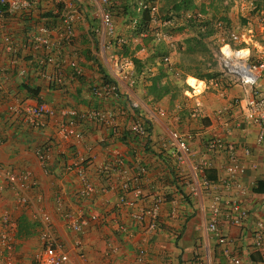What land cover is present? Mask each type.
I'll use <instances>...</instances> for the list:
<instances>
[{"label":"crops","instance_id":"0c3cea01","mask_svg":"<svg viewBox=\"0 0 264 264\" xmlns=\"http://www.w3.org/2000/svg\"><path fill=\"white\" fill-rule=\"evenodd\" d=\"M118 1L121 0H109L108 10L114 34L126 36L132 22H126L125 9L118 8ZM100 9L97 0H39L28 11L0 18V166L28 171L31 182L22 190L10 189L4 182L1 185L0 264H34L35 255L42 248L41 230H48L67 253V264H192L197 261L227 264L223 246L206 229L210 217L208 205L214 194H219L221 200L234 196L248 211L241 227L230 224L220 215L217 217L221 233L229 240L228 254L237 256L241 264H264V247L263 251L254 247L251 240L253 222L264 220V192L252 191L258 181L264 182V139L257 143V125L241 119V106L236 103L243 96L240 86L223 75L206 81L185 75L186 87L177 98L170 101L165 95L156 102L150 101L144 95L142 77L129 85L117 76L113 59L118 57V48L104 47L109 39L103 31ZM67 15L71 18L72 40L63 46L60 56L74 60L80 75L71 79L68 67L63 66L62 84L53 86L34 69L28 47L17 50L14 56L4 50L1 35L8 33L20 44L39 26H44L50 38L55 39ZM260 18V21L264 19ZM250 28L252 31L251 25ZM180 34L175 39L183 37ZM254 35L252 32L247 35L249 41L241 46L248 47L252 57L264 61V41ZM137 55L145 54L138 51ZM172 58L169 63L175 61ZM122 66L132 70L127 61ZM20 70H24L22 75ZM154 72V68L150 69V74ZM103 76L118 83L120 96L116 100L98 99L89 93L88 87L101 81ZM188 77L195 79L193 86L187 82ZM257 83L264 91V72ZM33 89L37 91L36 96L30 92ZM48 97L50 101H46ZM38 100L55 109L111 111L112 125L83 123L80 127L83 140L73 142L56 133L58 116L45 117L43 126L34 128L24 125L19 116L8 110V106ZM131 102H136L137 107H131ZM195 103L197 112L191 116ZM160 109L165 115H158ZM133 120L144 123L147 133L143 137L123 138ZM172 130L189 134L186 142L193 155L182 157V162L175 159V147L168 142ZM211 136L233 144L236 164L243 168L238 175L244 187L242 193L221 186L228 156L225 151L204 149V142ZM38 147L48 152L43 164L35 155ZM111 147L119 151L129 171L135 168L132 164L135 157L145 168L140 181L145 201L154 193L163 198L170 193V199L164 198L160 204L155 230L145 232L130 218L134 208L117 206L115 192L104 194L96 190L90 197H79L77 178L62 168L64 163L82 156L88 179L100 189L106 181L97 174L95 166L107 158V149ZM201 159L210 162L202 176L192 168ZM202 177L211 186L201 185ZM20 198L24 201L20 202ZM59 206L82 214L87 220L80 233L64 226ZM92 212L98 215L97 221L90 220ZM42 215L47 216L45 221ZM76 239L81 241L82 256L73 248Z\"/></svg>","mask_w":264,"mask_h":264},{"label":"built area","instance_id":"2783aa9c","mask_svg":"<svg viewBox=\"0 0 264 264\" xmlns=\"http://www.w3.org/2000/svg\"><path fill=\"white\" fill-rule=\"evenodd\" d=\"M39 0H0V18L4 14H10L18 11L30 10ZM101 5L100 20L103 26L105 36L108 41L104 47L112 49V40L115 43L121 39L114 37L113 23L110 12L108 10L109 0H97ZM141 7L146 4L140 3ZM151 17V23H157V4H149L146 6ZM187 13L186 16H189ZM196 16H200L199 13ZM70 15L62 19V31L59 33L58 38L51 39L48 35L46 27L39 26L36 31L20 44L8 33L1 35V42L4 50L11 52L15 56V52L20 49H29L30 60L35 62L34 69L41 75L47 82L53 86L62 84L64 77V68L67 66L69 69L70 78L74 79L80 75V68L77 63L71 59H63L60 56L63 46L72 40V29L70 24ZM164 24V22H162ZM160 25V23L158 24ZM219 25V22L216 24ZM156 40L169 41L170 35L160 31H154ZM111 39V40H110ZM240 41L238 32L235 30L228 31L227 40H221L216 53V60L220 69L228 76L231 77L241 88L243 94L241 100L236 103L241 106V119L249 123L257 125V132L255 140L260 143L264 139V91H261L258 86V79L264 72V61L257 58H252L247 48L233 47L231 44ZM16 59V58H15ZM168 61L167 57L163 58ZM126 63V61H123ZM118 57L113 59V64L117 72V76L126 81L129 85L134 83L132 71L123 69V63ZM49 68L48 71L45 69ZM24 70H20L19 74L22 75ZM1 85V83H0ZM1 88V86H0ZM89 93L98 99H113L119 97L118 83L110 78L109 81H99L88 87ZM132 107H137L136 102H131ZM198 104L195 103L191 109L190 115L193 116L197 112ZM10 112L19 116L20 121L29 127L41 128L44 124L45 117L58 116L56 133L65 140H73V142H80L83 140V133L80 129L82 124L96 123L101 126L110 127L112 125V112L104 111L97 108H88L86 110H77L73 107L53 108L47 103L38 100L33 103L8 106ZM158 115H165L162 109L158 110ZM226 127V122H223ZM128 131L131 135L143 137L146 132L144 123L133 120L128 125ZM168 142L174 145L176 152L174 153L175 159L182 162L184 156H192L193 152L186 142L187 135H182L177 131H170ZM1 142V140H0ZM204 149L207 152L212 151H225L228 156V162L224 166V176L221 179V186L225 189L233 188L238 194L244 191L238 175L243 171L242 166L236 164V158L233 155V144L229 143L216 136L209 137L204 142ZM108 156L103 161L95 166V171L98 175L102 176L106 181L104 186L97 189L94 184L88 179L86 168L84 166V158L78 157L63 164L65 172H71L78 180L79 187L77 194L81 198L90 197L96 190L101 193L108 191L116 193V204L118 206H126L134 208L130 212V218L139 224L145 232H151L156 229L159 207L164 201L162 195L154 193L150 198L145 201L146 196H143L140 181L145 172V168L139 164V160L135 157L132 160L134 170L129 171L124 165L122 157L116 148L111 147L107 149ZM247 152V151H246ZM35 155L41 164L45 163L48 158L47 149L38 147ZM210 167V162L206 159L196 160L192 168L199 172L202 176L203 170ZM13 190H22L31 184L29 182L28 171H15L13 169L2 168L0 166V188L3 184ZM201 185L204 187L211 186L209 182L202 177ZM219 194L212 195V200L208 205L209 220L206 224L207 231L214 237L217 244L222 245V253L227 256V264H241L237 256L228 254L227 243L229 242L226 235L221 233L217 225V217L220 215L223 219L227 220L230 224L241 227L248 216L246 208L241 206L238 198L231 196L228 199L221 200ZM20 202L24 199L20 198ZM61 220L64 226L72 232L80 233L82 228L86 225L87 220L83 219L82 214L75 213L69 210H62L58 207ZM97 214L93 212L89 214L90 220L97 221ZM45 221L46 215L41 216ZM42 243L41 250L35 255L34 264H67L68 255L64 252L54 237L48 230H41L39 234ZM252 244L256 248L263 251L264 247V220L256 219L251 228ZM82 245L79 239L74 241L73 248L79 256H82ZM114 250V249H113ZM192 264H207L201 261L193 262ZM213 264H222L215 262Z\"/></svg>","mask_w":264,"mask_h":264},{"label":"trees","instance_id":"16d2710c","mask_svg":"<svg viewBox=\"0 0 264 264\" xmlns=\"http://www.w3.org/2000/svg\"><path fill=\"white\" fill-rule=\"evenodd\" d=\"M138 2L146 6L157 4L156 19L160 22L159 26L155 24L151 26L148 8L146 6L136 8ZM251 2L253 12L264 10V0H251ZM118 8L125 9L123 14L128 17L127 23L133 22V26L128 28L126 40L118 45V54L130 61L134 82L142 77L144 95L150 97V101L156 102L165 95L169 96L170 101L177 98L181 90L186 87L183 82L184 71L188 74L191 68L193 71L190 75L198 79L209 80L221 75L229 77L216 69V61L210 47L207 46V42L212 40L210 37L217 31H225L228 37L230 23L226 14L227 7L222 6V0H207L206 3L202 0H121L118 1ZM187 12L190 13L189 16H186ZM195 12L202 16L198 18L193 16ZM262 16L264 17V12ZM216 22H219V27H215ZM159 29L168 35L183 30L191 31L192 34L183 37L175 44L176 52L181 59L172 63L163 61L169 53V48L162 40L155 39L154 31ZM262 31L264 33V20ZM133 38H137L138 41L134 42ZM141 48L145 50L143 57L137 55V51ZM198 49L202 51L200 59L196 58ZM152 68L155 70L154 74H150ZM102 79L103 81L110 80L106 76ZM143 80L148 82L144 84ZM194 80L192 77L187 78V82L192 86L195 84ZM30 92L36 96L35 89ZM128 135L131 136L127 130L122 136L125 138ZM132 138L135 136L132 135ZM252 191L264 192V182L258 181ZM170 197V193L164 194L166 200Z\"/></svg>","mask_w":264,"mask_h":264},{"label":"rangeland","instance_id":"374dc122","mask_svg":"<svg viewBox=\"0 0 264 264\" xmlns=\"http://www.w3.org/2000/svg\"><path fill=\"white\" fill-rule=\"evenodd\" d=\"M205 3L207 0H202ZM222 6L227 7V16L229 18L230 23V30L234 29L236 32H238L240 43H236L239 45H244L246 41H249L247 38V35L250 36L251 32L252 34H255L254 36L258 38L259 41H264V33L263 31H260V23L263 24V20H259L258 18L262 17V14L264 10H261L259 12H253V4L251 0H222ZM200 16H202L200 14ZM260 16V17H259ZM261 19V18H260ZM228 23V24H229ZM250 25L252 27V31L250 28ZM129 28V27H128ZM250 30V31H249ZM249 31V32H248ZM178 33L183 34V37L188 36L191 33V31L183 30L179 31ZM178 33H174L173 35H170V41L164 42V44L169 48V53L167 55L168 61H171L170 58H174L176 61L181 59V56H179L176 52L175 44L177 41L181 40L183 37L175 39V35ZM180 34V35H181ZM126 36L123 37V40L125 41ZM226 34L225 31H217L215 34L212 35V40L207 42L208 48L210 47V50L214 56V53L216 51V46L221 42V40H225ZM173 38V39H172ZM263 38V39H262ZM177 40V41H176ZM201 50L198 49L197 53V59L201 58ZM172 56V57H170ZM172 58V59H173ZM215 58V57H214ZM171 63V62H170ZM191 68V66H190ZM216 68H218V65L216 64ZM192 68L189 69V73H185V75H190V72H192ZM185 77V76H184ZM181 82V81H180ZM185 84L186 81L183 80ZM195 83V80L193 81ZM46 101H50V97L46 99Z\"/></svg>","mask_w":264,"mask_h":264},{"label":"clouds","instance_id":"9594fccd","mask_svg":"<svg viewBox=\"0 0 264 264\" xmlns=\"http://www.w3.org/2000/svg\"><path fill=\"white\" fill-rule=\"evenodd\" d=\"M139 7H141L140 6V2H138V4H137V6H136V8H139ZM143 8V7H142ZM157 12H158V8H157ZM187 13H189V12H187ZM186 13V14H187ZM198 12H195L194 14H193V16H195V17H201V16H196V14H197ZM200 14V13H199ZM157 15V14H156ZM264 20V19H263ZM160 22H159V20L157 19V23H151V26H153L154 24L155 25H158ZM216 24H217V22H216ZM131 26H133V22L131 23ZM159 26V25H158ZM215 27H217V25L215 26ZM219 27V26H218ZM231 30H234V29H231ZM115 33V32H114ZM228 33V32H227ZM114 37L115 38H118V39H121V41L120 42H118V43H115V41L114 40H112V48L114 47L115 49H117L118 48V45L119 44H121L122 42H124V40H123V37L124 36H121V35H117V34H114ZM226 38H228V37H226ZM156 39V38H155ZM111 40V39H110ZM160 40V39H159ZM225 40H227V39H225ZM133 41L134 42H137L138 40H137V38H133ZM163 41V40H162ZM163 42H168V41H163ZM237 43H240V41L239 42H237ZM220 45V43L216 46L217 48H216V51H215V53H214V56H213V58H214V60L216 61V64L218 65V70L219 71H221V73H223V71L220 69V67H219V64L217 63V60H216V53H217V50H218V46ZM233 47H243V48H247L248 50H249V48L248 47H244V46H241V45H239V44H236V43H232L231 44ZM235 45V46H234ZM138 51H142V52H144L145 50L144 49H139ZM137 51V52H138ZM249 52H250V50H249ZM213 55V54H212ZM251 55V54H250ZM167 57V56H166ZM118 58L119 59H121L122 60V62L123 61H127V62H129L130 63V61L127 59V58H125V57H122L121 55H119L118 54ZM168 58V57H167ZM252 58H255V57H252ZM164 61V60H163ZM164 62H166V63H169V61H164ZM124 63V62H123ZM131 64V63H130ZM132 66V65H131ZM132 68V67H131ZM132 71V70H131ZM228 76V75H227ZM230 77V76H229ZM231 78V77H230ZM202 80V79H201ZM203 80H205V79H203ZM206 81V80H205ZM188 86V85H187ZM189 87V86H188ZM119 96H120V91H119ZM131 106V105H130ZM132 107V106H131Z\"/></svg>","mask_w":264,"mask_h":264}]
</instances>
